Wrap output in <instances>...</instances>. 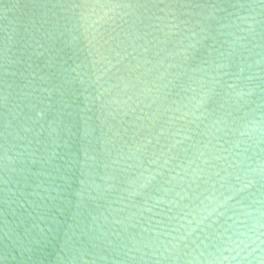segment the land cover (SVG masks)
Listing matches in <instances>:
<instances>
[{"label": "water", "instance_id": "95a60500", "mask_svg": "<svg viewBox=\"0 0 264 264\" xmlns=\"http://www.w3.org/2000/svg\"><path fill=\"white\" fill-rule=\"evenodd\" d=\"M0 264H264V0H0Z\"/></svg>", "mask_w": 264, "mask_h": 264}]
</instances>
